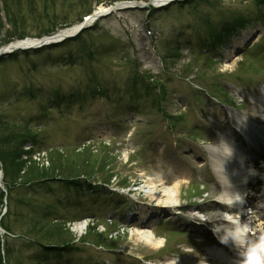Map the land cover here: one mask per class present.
I'll use <instances>...</instances> for the list:
<instances>
[{
  "label": "rangeland",
  "instance_id": "374dc122",
  "mask_svg": "<svg viewBox=\"0 0 264 264\" xmlns=\"http://www.w3.org/2000/svg\"><path fill=\"white\" fill-rule=\"evenodd\" d=\"M6 1L0 0V46L11 35L41 36L43 23L34 21L46 18V10L55 9V24L76 23L80 16L120 2L91 0L81 5L67 0H19L14 5L7 1L8 5ZM26 2L33 9L24 5L21 11ZM4 5L15 14L16 28L8 24ZM244 17L263 23L246 25ZM234 25L246 28L233 34ZM93 27L62 47L27 51L0 62V125L17 128L14 131L31 141L23 150L34 146L40 154L36 156L44 162L33 155L26 164L35 161L47 169V160L52 159L72 167L73 173L81 171L77 178L90 180L89 187L103 183L93 191L68 187L71 179L65 185L59 181L61 184L50 185V195L40 183L39 188L31 184L21 187L17 182L21 186L8 194L7 202L0 198V219L6 204L10 209L1 220L9 230L0 235V261L39 264L46 250L71 242L89 244L71 259L59 261L49 255L46 262L139 264L137 258L152 262L159 257L195 261V254L212 248L198 240L214 238L195 234L187 213L211 202L209 191L215 178L210 166H200L204 160L193 151L210 150L207 140L220 136L219 129L225 124L221 112H230L210 98L217 97L225 107L237 106L244 93L235 85L247 86L243 79L257 81L259 76L264 83V0H191L152 13L129 8ZM223 38L228 42L223 43ZM221 88L224 96L218 94ZM11 133L4 134L9 137ZM172 135L180 138L176 144ZM263 172H251L257 174V185L264 183ZM152 178H162L168 188L181 185L183 207L178 214L153 215L155 204L145 193L146 182ZM203 183L207 184L205 190L199 189ZM69 194L72 196L67 198ZM53 204L63 220L53 214ZM96 211L95 217H102L105 211L116 215L86 217ZM148 215L154 218L147 220ZM152 220L153 233L163 244L158 249L140 243L136 230L130 228ZM85 221L87 228L77 233L75 225ZM249 222L247 237L248 233L257 237L256 224ZM171 227L181 233H171ZM191 231L197 240L186 235ZM97 245L103 248L96 249ZM71 252H78L77 248L71 246L62 255ZM186 252L189 254L182 257Z\"/></svg>",
  "mask_w": 264,
  "mask_h": 264
},
{
  "label": "bare ground",
  "instance_id": "6f19581e",
  "mask_svg": "<svg viewBox=\"0 0 264 264\" xmlns=\"http://www.w3.org/2000/svg\"><path fill=\"white\" fill-rule=\"evenodd\" d=\"M104 11H106L105 8H100L99 10H97V12H101L104 13ZM77 31V28H74L70 31H68L66 34H72L75 33ZM34 44L33 42H27L24 44H16L15 46H29ZM15 46H12V48H14ZM234 64L232 63L230 65V67H233ZM264 96V95H263ZM261 96V99H264V97ZM256 106L252 107V111L251 112H245V115L247 116V118L243 119V118H237V122L241 123V125L244 127L243 129L249 130L248 128V124H250V122H252V124L250 125L251 128H253L254 134H253V129L251 131L253 137L251 138V154L252 155H257L259 152L258 156H264V133H261L260 130L261 128H258L259 126L256 125V122L259 123L260 118L264 119V101L261 100H257L256 101ZM263 111H262V109ZM258 110H261V117L257 116L256 113ZM263 112V113H262ZM258 120V121H257ZM262 131V130H261ZM228 138H232L234 140V138L236 137V139H240L242 142V145H245V142H249L250 139V135L248 134L247 131H244V138L238 136V134H236L231 128H227V134ZM231 134V135H230ZM230 136V137H229ZM219 142H225L228 143L229 140H225L224 137L222 138H216V140H212V143L216 144ZM249 146V147H250ZM248 147V148H249ZM228 153L229 151L226 150ZM237 153H231L233 154V156H235V158H230L229 156H227L226 154L222 153L223 157H225L226 159H228V163L227 164H223L221 169H217L218 174L222 177H224L225 179H231L232 181H248L249 185H250V189L252 190V193H256V180H254L253 176L249 175L247 172L242 171L238 168V170L235 169V167H238V162H242L243 160V153L241 151H236ZM261 152V153H260ZM195 155H199L202 156L201 153L199 152H195ZM237 154V155H236ZM213 156H215L214 154H210V156H208L206 159H208V161H213ZM204 157V156H203ZM264 159V158H263ZM250 165L248 166L251 167V169H254L255 166V159H252L250 161ZM264 168V167H263ZM261 170V169H260ZM258 171V170H257ZM263 171V170H262ZM251 172V171H249ZM217 174V177L219 178V175ZM181 176L187 178V175L185 174H181ZM166 183L162 182V178H152L149 179L146 182L145 185V193L147 195V198L154 203V209L155 213L153 214H157L159 215L160 213H167V214H178L180 212V209L182 206L183 201L181 200V196H180V188L181 185L179 184H175L172 188H168L165 186ZM231 186H225V188H230ZM242 191L246 192V190L242 189ZM213 194H216V192L213 191ZM255 194L253 196H250L247 200V203L250 206H255V198H254ZM261 200H264V193L261 196ZM223 209H229V207H227L226 205H222L219 203H208V205L205 206H200L197 208H194L192 210H189L187 213L188 216V220H190L192 222V224L194 225V227H196L197 229H199L198 231L202 232V231H207V230H212V231H221L228 233L233 225L230 223V221L236 222L239 221V215L242 214V211L238 210V215H234V216H230L232 218H228L226 219L222 213L220 211H222ZM170 217V216H169ZM248 218L245 217L244 215L242 216V221L241 222H246ZM256 218L252 217V220H255ZM237 223V222H236ZM87 228V224L85 222L83 223H79L75 225V230L77 233L81 234L82 231H84ZM205 229V230H204ZM135 236L136 238L139 240L140 243L145 244L146 246L153 248V249H158L160 247V245H162L161 241H158L157 238L155 237L154 234H152L151 232H146V231H140L137 229V231L135 232ZM229 234V233H228ZM222 241H227V243H230L233 246L238 247L237 244L234 243V241L230 238V237H221ZM220 241V240H219ZM259 241H257L256 239L252 240V243H258ZM215 247H218L219 243H214ZM212 248L209 252H202L201 254H198V261H181V262H175V263H171V264H201L200 262L203 263H211L213 264L214 262L217 261H222L223 260V256L222 254H220V252L218 251L217 248ZM241 249V248H240ZM259 261V263H263V259L262 258H257Z\"/></svg>",
  "mask_w": 264,
  "mask_h": 264
},
{
  "label": "trees",
  "instance_id": "16d2710c",
  "mask_svg": "<svg viewBox=\"0 0 264 264\" xmlns=\"http://www.w3.org/2000/svg\"><path fill=\"white\" fill-rule=\"evenodd\" d=\"M8 2H12V4H16L17 2H19V0H7ZM6 1V4H8ZM26 1V0H25ZM67 1H72L74 3L77 4H88L89 1L91 0H67ZM109 2H115V1H126V0H108ZM127 1H131V0H127ZM135 1V0H133ZM68 3V2H67ZM188 3V2H187ZM5 4V5H6ZM11 4V5H12ZM4 5L5 8V12H7V22L10 25V27L12 28H16L17 25H19V23L17 22V18L15 17V14L10 11H8L7 7ZM10 5V4H8ZM12 5V6H13ZM27 7L29 9H33L32 8V4H29L26 2V4H22L23 8L21 9V11ZM78 5V6H81ZM185 5V4H183ZM182 6V5H181ZM34 10L36 11V9L34 8ZM46 14V18L45 16H41L39 19H35V24L40 25L39 23L42 22L43 23V28L45 29L43 32L40 33V35H49L54 33L58 28H64V27H69L73 24H75L74 21L72 22H63V23H57L55 24L56 21H54V16H55V9L53 8L52 11L46 10L44 11ZM89 13V11H88ZM51 14V15H50ZM19 15V14H18ZM89 15V14H87ZM78 17V16H76ZM83 19L82 16L78 17L77 21L80 22ZM45 21L46 24L44 25ZM76 21V22H77ZM17 23V24H16ZM48 24H51L52 26L49 27ZM1 27H3L2 25H0ZM50 28V29H48ZM22 34H18V35H11V36H7V39L4 42H10L13 40V38H20L21 36H24ZM22 39V38H20ZM6 60L5 59H1V61ZM0 127H3L4 131H0V167H1V171H3L4 174V184L5 187L7 189L8 194H10L15 188L20 187L21 185H18L17 182L20 181V183H22L21 187H27V185L31 184V186H35V187H39L36 185H39L40 183V187L43 189L46 186L47 180H55V178H63L61 179L62 181L67 180V179H73L74 177H78L80 176L81 171H77V172H72V170L70 171V169L72 167H68L65 165H62L63 163H54L53 160L51 159V161L47 160L49 163V166H47L46 168H41V163L43 164L44 162H42V159L39 160V162H35L32 161L30 165H27L26 163L28 161H31L32 159V154L34 152V150H30V152H26L24 151V147L31 141L28 142L27 139L24 138L23 135H19L18 132L14 131L17 128H13L9 125L7 127L0 125ZM13 130V131H12ZM5 131H7V134L10 132H12L9 137L5 136ZM9 131V132H8ZM24 155H28V161L24 160ZM27 161V162H26ZM47 161L45 163H47ZM67 167V168H65ZM39 187V188H40ZM10 195H8L9 197ZM4 197V194L1 192L0 193V198L2 199ZM11 201V200H9ZM10 210V209H9ZM9 213V212H8ZM1 226L2 228L6 231L9 230V228L6 226V224H4L3 222H1Z\"/></svg>",
  "mask_w": 264,
  "mask_h": 264
}]
</instances>
